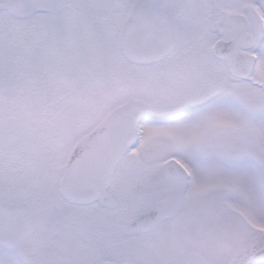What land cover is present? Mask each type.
Here are the masks:
<instances>
[{"label":"snow or ice","instance_id":"1","mask_svg":"<svg viewBox=\"0 0 264 264\" xmlns=\"http://www.w3.org/2000/svg\"><path fill=\"white\" fill-rule=\"evenodd\" d=\"M0 264H264V0H0Z\"/></svg>","mask_w":264,"mask_h":264}]
</instances>
